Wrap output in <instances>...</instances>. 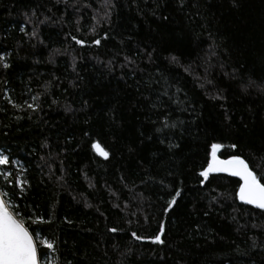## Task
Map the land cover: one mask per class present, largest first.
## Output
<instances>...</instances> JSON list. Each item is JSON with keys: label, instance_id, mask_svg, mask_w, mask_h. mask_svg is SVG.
<instances>
[{"label": "trees", "instance_id": "obj_1", "mask_svg": "<svg viewBox=\"0 0 264 264\" xmlns=\"http://www.w3.org/2000/svg\"><path fill=\"white\" fill-rule=\"evenodd\" d=\"M113 2L109 9L103 0H70L76 7L66 9L54 0H0V51L11 53V67L0 68V108L6 109L0 111V150L20 161L7 167L30 185L15 197L21 214L48 221L29 224L41 230L38 252L49 253L47 264L65 258L72 264H264V215L233 199L236 178L211 174L201 186L198 176L212 141L225 145L222 159L239 153L264 177V96L242 94L238 81L225 75L235 69L245 81L264 78V0H237L235 7L231 0H184L182 7L179 0ZM32 10L52 18L39 25L43 44L19 31ZM106 11L110 16L97 25L93 17ZM60 18L63 23L52 22ZM152 48L154 63L142 62L138 50ZM126 55L145 71L133 78L122 69ZM169 55L178 58L175 64L163 58ZM156 71L173 85L170 94L182 91L152 109L159 86L144 81ZM217 93L226 99L210 98ZM37 95L40 108L33 112L26 102ZM164 115L184 124L161 144L151 120ZM181 129L192 134L181 136ZM93 140L110 151L108 160L91 149ZM169 142L180 148L169 151ZM181 181L183 199L165 214L169 191ZM161 223L164 245L131 235L152 236ZM112 227L118 232L107 231Z\"/></svg>", "mask_w": 264, "mask_h": 264}, {"label": "snow or ice", "instance_id": "obj_2", "mask_svg": "<svg viewBox=\"0 0 264 264\" xmlns=\"http://www.w3.org/2000/svg\"><path fill=\"white\" fill-rule=\"evenodd\" d=\"M233 6H237V0H231ZM181 7L184 4V0H179ZM55 5H64L66 9L68 7L75 8L76 4L71 3L70 0H54ZM85 7H91L90 4H85ZM102 7H107L109 9L114 8L115 4L113 0H103ZM49 12L52 11L51 8L48 9ZM110 16L109 12H105L104 16L101 18L93 17L96 21V24L99 25L103 20L107 19ZM25 17V26H21L19 31L24 33L25 36L29 38V40H37L39 43L43 44L44 41L40 38L39 34V25H43L48 23L52 18L50 16L44 15L43 19H40V16L37 15L36 10H32L31 14L28 12L24 13ZM35 18V19H34ZM167 19V17H164ZM53 23L59 22L63 23V19L60 18L56 21H52ZM76 24H80V20H76ZM31 25V31L27 30V26ZM95 26L92 27V31L95 32ZM104 38H107L105 34ZM72 40L75 41L78 45H84L85 41L83 39H77L76 36L71 37ZM95 45H99L101 43L100 39H96L93 41ZM156 51L155 48L151 50H138V55L143 54V61L147 63H154L153 61V53ZM58 54L61 53L60 49L55 50ZM11 53L8 51H0V68L7 70L11 67V62L9 57ZM168 60L169 63L175 64L178 58L175 55H169L163 57ZM109 70L113 68V62L110 60L108 62ZM120 67L127 68L128 72L131 74L133 78L137 72L143 73L145 69L140 67V63L132 56H124V63L120 65ZM73 70H75V64H73ZM225 75H230V78L238 81L237 87L240 89L242 94L250 95L252 92H256L259 95L264 96V78H262L259 82L249 78L247 81L244 80L243 77L236 75V70L233 69L231 74L225 73ZM123 78V77H121ZM0 83H4L0 81ZM145 86L148 88L152 87V84L155 83L159 86V91L156 96V99L151 102L150 107L152 109H158L164 107L163 97H167L168 101H173V95L175 93H179L182 90L180 88L175 89L174 94H170V89L173 88V85L169 82L167 77L163 74L162 71H156L155 74L149 72L147 74V79L144 81ZM208 83H212L210 80ZM203 87V85H201ZM139 90V89H138ZM47 91V88L46 90ZM5 98L8 103L12 105L13 108L20 109L21 105L15 103L12 100L10 95H7L5 91ZM39 96L32 97V103H27V109H31L33 112L38 111L40 105L36 103L39 100ZM211 99H226L221 94L217 93L214 96H210ZM145 100H148L149 97L145 96ZM178 106L180 104V100L174 101ZM56 103V101H53ZM87 103V102H85ZM70 105L65 106V111H72ZM182 111H188V109H181ZM0 111H6L4 108H0ZM17 120L21 119V117L17 116ZM31 119V117H29ZM153 124H158L155 129L156 133H160L159 143L164 144L165 140L168 139L169 136L173 135L175 130L178 129V126L184 124L183 120H171L169 115H164L158 117L155 120H151ZM184 132H188L191 135V131L188 129H181V136H183ZM87 135V133H85ZM143 135V133H141ZM208 133H204V137L207 138ZM147 139L151 140L152 137L148 136ZM43 147L47 148L48 145L45 143ZM225 147V145L221 142H212L207 141L206 143V155L208 156V160L206 161V167H204L201 171H199L198 176L202 177L199 181L200 185L203 186L206 181L209 180L211 174H227L228 176L238 178L236 180V184L238 188L233 194V199L238 200L244 205H251L255 209L260 210V214L264 215V177H260L257 175L255 171H253L249 164L246 162L244 158L239 153L228 155L227 158L222 159L219 153ZM228 147L232 150L237 149V144L232 143L228 145ZM167 148L169 151L172 149L180 148L179 143L169 142L167 144ZM91 149L100 157L105 160L110 158V151L106 150L105 147L101 145L99 140L91 141ZM6 150H0V166H5L0 168V179L3 180V187H0V264H41V260L45 261L47 264V257L49 255L48 252H43L42 254L38 252V241L35 238L36 235H39L40 229L34 228L30 230L29 224H43L48 223L47 220L43 218V216H36L35 218L29 216L27 219L21 214L19 208L15 203V197L25 192V185L28 184L27 180H21L18 176L14 174V170L12 167H7L10 164L19 165L20 161L18 160H10V155L5 154ZM227 155V154H225ZM43 159V157H42ZM62 163V162H61ZM172 175V173H169ZM161 184H164V181H160ZM183 182L181 181L179 185L169 191V199L166 200V206L163 209L164 213L167 214L169 212L174 211L179 207V202L183 199L182 193ZM165 187H170V185H165ZM14 188H19V193L14 191ZM235 210V209H234ZM207 215V213H205ZM235 219V217H234ZM71 223V221H68ZM252 227H257L256 224H253ZM197 230H199V226H197ZM107 231L111 233H117L118 229L115 227L109 228ZM132 237L141 242H149L151 244L156 245H164L165 239L162 237L165 235L164 224L161 223L157 229V232L152 236H142L138 235L136 232L131 233ZM43 246L52 250L55 253L57 250L53 242H49L48 240L43 241ZM253 248L257 247L255 240H253ZM243 254V253H241ZM64 264H72L70 260H64Z\"/></svg>", "mask_w": 264, "mask_h": 264}, {"label": "rangeland", "instance_id": "obj_3", "mask_svg": "<svg viewBox=\"0 0 264 264\" xmlns=\"http://www.w3.org/2000/svg\"><path fill=\"white\" fill-rule=\"evenodd\" d=\"M0 167H1V166H0ZM43 241H44V240L41 239V240L39 241V243H40L41 245H43Z\"/></svg>", "mask_w": 264, "mask_h": 264}, {"label": "water", "instance_id": "obj_4", "mask_svg": "<svg viewBox=\"0 0 264 264\" xmlns=\"http://www.w3.org/2000/svg\"><path fill=\"white\" fill-rule=\"evenodd\" d=\"M223 175H227V174H223ZM228 176V175H227ZM229 177H231V176H229ZM232 178H235V177H232ZM236 179H238V178H236ZM248 206H251V205H248ZM251 207H253V206H251Z\"/></svg>", "mask_w": 264, "mask_h": 264}]
</instances>
